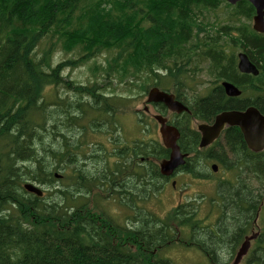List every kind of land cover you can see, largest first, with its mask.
Masks as SVG:
<instances>
[{"label":"trees","instance_id":"1","mask_svg":"<svg viewBox=\"0 0 264 264\" xmlns=\"http://www.w3.org/2000/svg\"><path fill=\"white\" fill-rule=\"evenodd\" d=\"M222 2L0 0V264H173L157 251L177 241L182 226L196 238L204 227L198 220L200 202L182 204L166 216L142 201L134 213L126 203L133 214L123 223L101 208L100 192L109 191L104 201L135 195L145 200L167 180L159 163L170 151L162 140L128 143L116 131L118 123L124 126L120 117L136 99L132 95L140 92L136 87L143 89L139 98L158 86L183 100L188 68L206 61L209 75L232 81L243 93L255 97L264 90V74L240 72L231 51L239 48L264 68V41L255 36L251 21L255 11L239 3L232 6L229 23L208 25L200 15ZM224 96L217 87L212 96L198 99L190 106L194 116L210 120L235 103L245 104ZM256 104L264 109V103ZM177 126L180 147L191 153L181 171L198 175L199 156H227L214 146L198 148L200 138L187 120ZM72 128L82 129L81 135L73 136ZM102 129L112 130L107 142L93 136ZM229 142L237 165L243 140ZM259 157L249 159L257 174L264 172V163L260 169L254 165ZM68 169L69 186L59 180ZM32 183L54 186L39 196L25 189ZM96 191L97 202L90 200ZM225 195L222 206L233 212L225 208L218 220L221 232L180 241L201 250L208 264H224L245 235L246 189L232 186Z\"/></svg>","mask_w":264,"mask_h":264},{"label":"rangeland","instance_id":"2","mask_svg":"<svg viewBox=\"0 0 264 264\" xmlns=\"http://www.w3.org/2000/svg\"><path fill=\"white\" fill-rule=\"evenodd\" d=\"M231 15V9L230 8H221V6H218L216 9L211 10H204L203 14L200 15L201 17H204L206 19V23L210 26H221L223 24L229 23L232 18H230ZM231 51L240 52L241 50L237 47H231ZM189 72L188 75L182 79V86L186 89L187 92H185L186 96L188 98L190 97H198L196 90H200L204 92L206 90V86H211L215 83L216 77L209 75L208 72V62L203 61V63L199 67L193 66V63L188 68ZM170 86L172 89H174V84L171 83ZM190 86V88H188ZM136 94H133V97H136V99L132 102V104L126 109V111L122 114L120 117L121 121L123 122L122 127H120L119 123L116 127V131H120L123 134V139L130 143L136 139H144L147 142L152 140H160V132L155 127L157 125V120L152 116V112L149 111L148 113H145V103L147 96L143 98H139V94L141 91H143L142 88L136 87L135 88ZM144 99V100H143ZM199 99V98H197ZM143 100V101H142ZM194 100V99H193ZM150 108V105H148ZM160 107V106H159ZM157 107L156 111H159L160 108ZM140 116L141 118H139ZM152 118L156 121L152 122ZM141 119V120H140ZM150 121L151 125L147 124V122ZM199 121H197L195 124L197 125ZM78 128L81 127L80 124L77 125ZM73 129V128H72ZM96 130V129H95ZM107 131V135L104 136L102 134V131L105 133ZM75 134H80L82 129H73ZM98 132V135H94L93 130L89 133H85V137H88L90 135L95 136L98 139L105 138V142H107V139L112 132L111 129H102ZM88 132V131H86ZM106 134V133H105ZM125 134V135H124ZM72 136V137H73ZM125 136V137H124ZM54 139H58V137L55 136ZM162 142V141H161ZM88 146H86V151ZM209 157V156H208ZM81 159L82 157L79 156ZM229 158H232L231 161L227 162ZM199 170L197 172L198 175H194L192 173L183 172V171H177L174 173L170 178L167 179L166 185L160 189L159 193H156V195L152 196L149 195L145 200L142 198L136 199L135 201L147 209H149L152 212H155L159 216H162L163 214H171L176 210V207H179L181 204H184L186 202H192L197 201L200 202V205L202 203L209 204L212 202V199H214L216 202H220L221 206L224 202L225 197H227L226 190L231 188L232 186L238 187L242 180L249 178L252 179V186H257V180L258 178H252L248 176V173L246 170L240 165H236V157L223 156V157H209L206 159L204 156H199ZM256 160V159H255ZM227 163V165H225ZM256 163V161H255ZM211 164H217L219 166V169L217 172L213 173L211 169ZM222 166H224L222 168ZM87 168V167H86ZM60 169V168H59ZM23 171V168L20 169V173ZM61 173L60 171H57ZM66 173H68L67 176L64 178H60L62 183L69 184L71 182L72 171L71 169L65 170ZM70 173V174H69ZM243 173V175H242ZM63 174V171L62 173ZM175 182V187L174 186ZM257 189V188H256ZM100 198L102 200V209L106 211L109 215L114 217L118 222H131L129 217L132 216L133 210H131L129 207L125 206L126 202H123V204L120 202L119 199H106L104 201V198H110L109 191L103 190L100 192ZM98 196L97 191L90 195V200H93L97 202ZM224 206V205H223ZM220 207L218 206L219 211L222 213L224 212L225 208L226 211H230L231 209L228 207ZM135 207V206H134ZM105 208L107 210H105ZM136 210V208H135ZM215 210V209H214ZM140 213V211H138ZM218 211H214L213 216L215 217L216 213ZM233 212L232 210L230 211ZM230 214V213H229ZM183 227V228H182ZM181 232L178 233L174 238L177 239L180 237L182 240H190V241H196L198 240L195 238L194 235L188 230L189 227L182 226ZM255 241V240H254ZM180 241H175L174 243H171L170 245H167L165 248L162 249L161 252L157 251L158 255H161L162 257L169 258L173 264H207L209 262L207 256L199 250L198 248L194 247V245H190L188 247L181 246ZM184 245V244H183ZM241 245V242L239 243L236 251H235V257H233V261L236 258V255L238 253L239 246ZM157 256V255H156ZM252 258L250 262H253L255 260V256L250 255L247 253L243 259H249ZM243 259L240 261L239 264H249L250 262H242ZM230 260L227 264H231L233 262ZM260 261V260H259ZM250 264H263L261 262H253Z\"/></svg>","mask_w":264,"mask_h":264},{"label":"flooded vegetation","instance_id":"3","mask_svg":"<svg viewBox=\"0 0 264 264\" xmlns=\"http://www.w3.org/2000/svg\"><path fill=\"white\" fill-rule=\"evenodd\" d=\"M242 4V3H248L253 7V10L255 11V14L252 17V26L254 28V17L257 13L256 7L254 6V4L249 1V0H238L236 3H232L230 0H223V2L219 5L221 6V8H232V6H237L238 4ZM231 17V15H229ZM244 20V19H243ZM245 21V20H244ZM254 31L256 32L257 35H255L258 39H261L264 41V31L260 32L254 29ZM254 64L257 66L259 73L257 75L253 74V73H246V74H250L253 76H259L261 73L264 74V68L261 67V65H258L254 62ZM240 71V70H239ZM241 72V71H240ZM243 73V72H242ZM224 82H227L226 80H220L217 79L215 80V83L211 86H206V90L204 92L200 91V90H196L197 96L198 97H190L188 98V96H185V99L181 100L177 97V99L183 103L185 106H193L195 103L198 102L199 98L200 100H203L205 98H208L210 96H212L217 87H222L225 93L224 99L225 101L228 98H232V99H237V100H242L245 102V104H241L240 106H236L232 105L229 106V108H225L222 111H220L219 113L215 114V116L212 119H202V118H196L195 116L192 115V113H183V114H178L173 112L168 106L164 105L165 108H161V106L159 105L160 103H149V104H145V113H148L149 111L152 112V116L154 115V117L156 118V116H161L164 118H167V123L176 127L180 133L179 139L178 141L181 139V132L179 127L177 126L178 124H181V121L183 120H187L189 126L191 124V126L193 128H195L194 130L197 132H194L193 135L198 136L199 139V147L200 149H205V148H209L211 146H214L213 149L219 150L217 151V154L221 153L223 155H232V156H237L234 151L231 150V148H229V144L232 139H235L236 137L241 138L243 140V145H242V155L241 159L238 160L239 162L237 163L240 164L248 173V176L252 177V178H258L257 180V186L254 189V186H252V179L246 178L244 180H242L241 182V189H246V197L247 200L244 201L245 204H241L243 207V211L244 214L247 213V216L244 218L243 221V226H242V232L245 234L244 236H248V235H253L256 234L257 235V239L254 241H251V249L249 251V254L252 256H255V261L261 262L264 264V172H262L261 174H257L254 173L252 171V168H250L252 166V164L250 163V156H260L258 159H256V163L254 165H256L257 167L263 166L264 163V150L262 151H254L253 149H251L249 147L248 141L245 138V134L242 131L241 127L238 125H227L226 127H224L222 129V131L220 132L219 136L216 137L209 145L207 146H201V142H202V138H203V134L201 131L200 126L202 124H206V125H212L215 123L216 118L218 115L224 113V112H244L246 110H248L251 107H255L258 109V111L264 115V113L262 111H264V109H262L261 107L258 108L256 103H260V105H262V103H264V90L260 89V93H258L255 97L250 95V93L247 91H243L237 86V88L241 91L240 95H230L227 92V89L224 85ZM232 82V81H230ZM233 83V82H232ZM194 99V100H193ZM256 101L253 102V101ZM243 102V103H244ZM150 105V108L149 106ZM160 106V107H159ZM235 106V107H233ZM157 107L160 108L159 111L157 110ZM264 107V105H263ZM141 118V117H140ZM141 120V119H140ZM189 120V121H188ZM156 120H154L152 118V122H154ZM199 121V123L196 125L195 123ZM157 122V121H156ZM149 125H151V122L148 121ZM158 126H155L159 132H160V124L157 122ZM190 126L191 129H193ZM160 137L162 140V136L160 133ZM189 137V136H187ZM194 139H197L194 137ZM177 141V143H178ZM179 144V143H178ZM180 146V145H179ZM181 148V147H180ZM169 150V149H168ZM182 150V148H181ZM170 151V150H169ZM171 153V151H170ZM182 153H184L186 155V159L191 155V153H189L188 151H184L182 150ZM187 162V161H186ZM186 162L184 164H186ZM178 168H181L178 167ZM211 168L214 170L213 173L217 172L219 169V166L217 164H211ZM243 175V173H242ZM134 178L133 176L130 175V179ZM131 185V184H130ZM257 188V189H256ZM255 196V198H253V196ZM131 197H129V201L131 202ZM230 204V203H229ZM221 206L220 202H214L213 203H209V204H205L202 203L201 205H199V209H198V220L199 222H203V224H205L206 222L210 221L211 219H213V213L214 211H218L216 213L215 216H217V218L219 217L220 214H222L221 211H219L218 206ZM215 209V210H214ZM222 229L220 228H214L213 230V235H217L221 232ZM232 259V254H230V256L228 257V260L230 261ZM227 259L225 260V263L228 261ZM252 260V258L249 259H244L243 262L245 261L250 262ZM260 260V261H259ZM250 262V263H253ZM249 263V264H250Z\"/></svg>","mask_w":264,"mask_h":264},{"label":"water","instance_id":"4","mask_svg":"<svg viewBox=\"0 0 264 264\" xmlns=\"http://www.w3.org/2000/svg\"><path fill=\"white\" fill-rule=\"evenodd\" d=\"M236 3L238 0H230ZM256 7L257 13L254 17V29L257 31H264V0H249ZM238 68L244 73H253L257 75L259 70L257 66L250 60L245 52L239 53ZM227 92L230 95H240L241 91L231 82H224ZM148 102H162L168 106L172 111L182 113L190 109L180 101L176 100L174 94L160 90L154 87L149 91ZM156 120L161 124L160 133L163 144L171 153L169 158L160 162V171L163 175H171L176 168L185 163V154L182 153L179 144L177 143L180 133L178 129L167 123V118L156 116ZM238 125L241 127L248 141L249 147L254 151L264 150V115H262L257 108L251 107L244 112H224L217 116L216 121L212 125L202 124L200 126L203 138L201 146L209 145L220 132L227 125ZM26 189L42 194V191L33 184H26ZM256 234L248 236L241 244L239 251L234 259L233 264H239L243 256L248 252L250 241L256 238Z\"/></svg>","mask_w":264,"mask_h":264},{"label":"bare ground","instance_id":"5","mask_svg":"<svg viewBox=\"0 0 264 264\" xmlns=\"http://www.w3.org/2000/svg\"><path fill=\"white\" fill-rule=\"evenodd\" d=\"M27 15V14H26ZM42 37V36H41ZM47 45V44H46ZM11 61V60H10ZM79 177V176H78ZM67 194V193H66ZM66 198V197H65ZM74 200V199H73ZM59 202V201H58ZM62 204V203H61ZM69 214V213H68ZM104 252V251H103Z\"/></svg>","mask_w":264,"mask_h":264}]
</instances>
